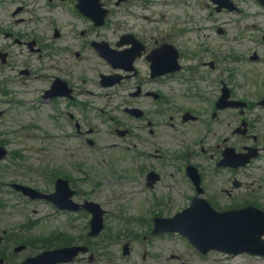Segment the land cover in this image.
<instances>
[{"label": "flooded vegetation", "instance_id": "1", "mask_svg": "<svg viewBox=\"0 0 264 264\" xmlns=\"http://www.w3.org/2000/svg\"><path fill=\"white\" fill-rule=\"evenodd\" d=\"M53 1V0H52ZM206 10L205 29L202 35V56L204 68V89H214V101L206 98L205 114L200 117L197 112L190 110L196 120L184 122V113H176L168 116V121H163L162 105L168 102H178L179 99H187L183 92L169 88L168 92L162 93L166 87L165 80L169 77H153L151 65L147 57L153 51L161 48L164 44H171L170 38L165 35L141 34L135 35V39L141 44V56L133 64L130 74L122 70L98 72L95 69L83 72L78 77L75 71L66 68L63 70L54 62L48 60V51L54 49L60 57L68 59L70 55L80 58L85 51L97 54L92 43L106 42L111 48L120 51L127 50L131 46L117 47L118 37L115 44H110L105 39H100L94 32H90L82 44L74 50L66 48V36L57 29H46L39 38L33 36H15L11 32L0 31V104H14L13 111L28 113L29 118L43 117L45 124L41 132L45 138L57 139L60 143L61 152L66 157L81 154L85 145L93 149L97 154H112L117 148V142L112 139L101 137L96 123L105 122L109 129V135L119 137V131H127V137L134 138L132 128L125 125L127 118L139 123L137 128L139 135L136 136L138 148V167L133 169L129 163L127 166L117 168L113 160H106V166L110 173V194L103 191L99 195L92 190V181L88 174H84L80 163L57 161L56 163H44L45 175H42V186L34 178L26 174L17 173L13 184H20L46 195L55 192V184L58 179L68 181L69 190L73 191L72 199L77 204L97 202L107 198L115 203L123 201L129 195L123 194L124 188L129 183L137 182L136 176L140 177L144 187L142 193H149L154 200L160 199L162 181L165 177L161 163V145L163 130H172L176 135H185L194 132L200 134L207 132V138L215 135L222 137V143L216 148H208L212 152L211 160L219 157L220 150L224 151L227 144L226 136L231 134L233 145L245 151L249 147L262 149L264 146V129L259 125L264 119V0H230L233 11L220 10L219 3L214 0H201ZM106 24V23H105ZM64 29L63 24L59 25ZM94 28H97L94 26ZM70 31V27L68 30ZM72 35V33L70 34ZM84 36L85 33H82ZM69 36V35H68ZM59 41L55 48L51 43ZM21 48L19 52L17 49ZM43 58V68H33V57ZM97 58H100L97 55ZM45 57V58H44ZM71 57V56H70ZM87 60V59H86ZM97 65V62H95ZM223 74L220 81L216 77L214 85L211 74ZM123 74L129 78L115 87H104L101 82L102 76H115ZM67 78H69V81ZM59 80V82H58ZM61 80V82H60ZM213 81V80H212ZM57 82L52 93L49 90ZM167 88V87H166ZM229 90V97L233 103L217 107V100L225 90ZM99 92H102L100 96ZM159 95V99L154 98ZM229 101V102H231ZM190 103V101H189ZM127 109L142 111L141 118L135 120L127 113ZM6 110L0 111V118ZM228 112H232L228 113ZM112 113H118L119 118L114 119ZM110 118V121H107ZM203 118V119H202ZM115 121L113 126L111 122ZM257 121L255 124L254 122ZM258 124V125H256ZM115 126V127H114ZM242 128V129H241ZM125 129V130H124ZM245 132V134H243ZM199 136V135H198ZM199 140H203V135ZM90 142L93 145H90ZM103 143V144H101ZM105 143V144H104ZM197 145L196 142H192ZM215 149V150H212ZM203 153H207L205 147ZM208 151V152H209ZM47 154L55 152V147L46 146ZM190 157V153H187ZM192 156V155H191ZM71 158V157H70ZM107 158V157H106ZM127 163V160L122 161ZM193 164L191 163L190 166ZM189 165L185 164V170ZM202 173V167H196ZM203 180L205 176L202 173ZM209 178L210 176H206ZM214 177V176H212ZM88 179V180H87ZM87 180V181H86ZM187 181L189 179L187 178ZM83 182H86L83 184ZM119 185V186H118ZM150 185V186H149ZM114 188H117L114 191ZM13 195V196H12ZM228 195L232 196L231 193ZM65 196V195H64ZM14 201L30 200L21 192L13 191L10 195ZM48 211L43 213V232L41 238H29L25 242H15V231L11 228L16 219L15 212L0 211V262L3 264H23L41 253L66 247L81 246V229L89 231L90 215L86 211L75 213L56 209L47 201ZM50 209H53L50 211ZM82 217H87L88 223L82 227ZM39 223L23 222L16 232L33 231ZM42 241L38 247V240ZM67 240V241H66ZM87 246V245H84ZM89 253L79 256L68 264H139L140 262H99L96 245L89 244ZM17 248H22L17 251ZM66 264V263H65Z\"/></svg>", "mask_w": 264, "mask_h": 264}, {"label": "rangeland", "instance_id": "2", "mask_svg": "<svg viewBox=\"0 0 264 264\" xmlns=\"http://www.w3.org/2000/svg\"><path fill=\"white\" fill-rule=\"evenodd\" d=\"M6 1L7 0H3L0 6V17L3 21L16 25L17 21L21 19H24V21L26 20V22H22L15 28L17 30L30 31L32 28H40L42 26H50L49 29L51 28L52 30L51 21L48 19L37 24L31 23V12L33 13L32 15H37L36 10L41 11V13H39L40 15H45L42 13H46L47 16L50 13L56 15H59V13L62 15L64 14L67 19L60 18V20L63 22L65 21L64 23L67 25L65 30H68L71 25H80V28L75 29V34L80 30H91L89 24H83L81 22L82 18L79 15H67L65 10L68 8H70V11L72 10V5L67 7L69 6L67 0H64L66 8L63 7V9H55L54 6L48 7L45 5V0H23L25 4L33 5V7H31L32 11L26 9L25 12L22 10L19 14L16 8L19 3H15L17 0H11L12 5L7 4ZM105 1L109 5L115 4L114 0ZM58 2H60V0H57L55 4H59ZM189 2L190 0H133L130 4L121 6L119 9L111 6L114 11V16L109 21V25L105 29L99 31V34L109 40H113L117 35L126 31L134 34L142 32L148 34H171L183 51L181 63L183 64L184 72L178 76L180 77L179 79L182 80L181 85L176 87L177 90L183 92L185 88L189 87V83L186 84L184 82L185 79L190 77L200 79L199 76L202 75L201 49L199 47L201 44L202 31L200 32L198 29L204 27V12L198 6H194V0L190 2L191 4ZM67 43L72 47L78 46V43L75 42L72 36L67 38ZM89 59L91 61H88ZM95 62L96 60L91 53L85 51L80 60H76L74 56L68 59L59 57L58 61H56V64H53V66L58 65V67L63 70H66V68L76 69L78 74H81L92 70L95 66ZM36 67L41 68V65L35 60L34 68ZM198 83L199 86H202L201 80ZM179 103H186V100L180 99ZM195 103L196 107H201V103L198 101H195ZM5 108V106L0 105V111L2 109L6 110ZM171 112L172 111H169L166 114L171 115ZM5 115L6 116L0 119V130L4 133V135L0 137V140H8L10 142V147H20L27 151V164L43 165L44 163H56L61 160L60 150H57V148H60V143L58 141L48 143L49 147H55V153H49L46 156L45 152L43 153L41 151V148H43L42 139H33V137H30L29 134L26 133L28 129L22 130L25 132L23 134H17V130L24 127L23 125L26 124L24 120L29 117L28 113L8 110ZM44 123L45 122H41L42 125ZM260 126L264 129V119L261 120ZM163 132H167V130H163ZM164 134L161 140L162 147L164 148L163 152L169 157L175 152L173 144L178 140L179 135L173 132ZM100 136L106 137L102 136L101 133ZM169 137L171 140L170 143L168 140ZM212 137L213 139L210 140V143L213 144V146L216 145L217 141L220 142V140H222L221 136ZM112 139L114 140L113 137ZM199 149V147L194 148V161L205 165L203 157L198 155ZM75 157L77 160L86 159L89 161L87 168L91 169V173L95 178L101 179L108 174L107 166L101 167L103 162H101V160L92 159V156L86 153L85 150H83L81 154L75 155ZM121 157V154H112L108 156L107 160L115 161L116 159L122 162L123 159ZM128 163L129 161L124 164L117 163V168H120L122 165L127 166ZM164 167V171L167 173L168 177H170V174H175L174 168L170 162L165 163ZM14 169L15 168H12L11 160L4 163V166H2L0 170V173H3L1 177L4 179V182L8 183L12 177H14ZM22 174H26L29 178L36 177L34 174L27 171ZM230 174L232 173L225 172L222 176L212 178L210 175L209 178L206 177V183H204V197L212 202L217 210L223 211L233 205H242L245 203H254L264 206V156L259 158L249 168L243 169L236 174L237 179L243 182L241 189L232 191V180L234 176ZM165 182L169 186H173L172 189H167V192L171 191L173 201L166 204L169 207L168 210L162 208V213H156L160 215L167 212L175 214V211L178 209L182 210L190 204L191 199L195 195L192 190L193 186L191 184L174 182L169 179H166ZM119 185L123 186V183L120 182ZM105 189L107 190V187ZM102 190H104L103 187ZM227 190H231L233 195L228 196L226 194ZM101 203L105 204L108 209L112 207L108 202ZM120 204L127 209L128 214L124 215V217H126L128 224H118L114 217L108 216V231L106 234L109 235L112 232L120 233L119 230H128L125 240L130 241L134 248V254L129 259H134L136 262H146L145 264H264V258L262 257L243 256L229 258L217 252H211L207 255L196 253V251L191 249L193 247L190 244L188 246L187 242L178 234L152 237L150 232L153 224L150 216L155 213L149 208L152 204L146 203L145 200L138 196H134L129 202L126 201V203ZM44 209L45 206L41 204L25 205L23 203H18L17 208V210L23 213L27 211H32V213L35 212L34 214L36 216H41L40 214L37 215L36 212L43 211ZM19 211H16V213H19ZM21 218L22 215H17L15 220L18 222L21 221ZM38 230H41V228ZM129 232L130 234H128ZM111 252L118 258H122L119 247L115 245H113V247L111 246ZM144 255L146 256V260H143Z\"/></svg>", "mask_w": 264, "mask_h": 264}, {"label": "water", "instance_id": "3", "mask_svg": "<svg viewBox=\"0 0 264 264\" xmlns=\"http://www.w3.org/2000/svg\"><path fill=\"white\" fill-rule=\"evenodd\" d=\"M84 1V0H82ZM96 5L83 8L81 11L90 15L97 22L101 17L94 13L100 10L99 0H88ZM242 162L239 165H245ZM101 215L95 223L97 234L102 228ZM180 232L199 250L207 253L217 249L229 254L251 253L264 255L262 236L264 235V214L252 208L219 214L211 209L208 203L195 200L192 207L172 220H157L156 232ZM264 243V242H263Z\"/></svg>", "mask_w": 264, "mask_h": 264}]
</instances>
